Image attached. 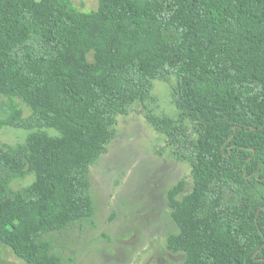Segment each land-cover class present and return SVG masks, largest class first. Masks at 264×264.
<instances>
[{"label":"trees","instance_id":"trees-1","mask_svg":"<svg viewBox=\"0 0 264 264\" xmlns=\"http://www.w3.org/2000/svg\"><path fill=\"white\" fill-rule=\"evenodd\" d=\"M170 79L177 118L149 119L193 186L166 193L167 248L181 264H264V0H0V122L28 130L0 142V245L63 264L46 234L92 216L89 169L117 117Z\"/></svg>","mask_w":264,"mask_h":264},{"label":"rangeland","instance_id":"rangeland-1","mask_svg":"<svg viewBox=\"0 0 264 264\" xmlns=\"http://www.w3.org/2000/svg\"><path fill=\"white\" fill-rule=\"evenodd\" d=\"M79 10L97 8L98 0H71ZM173 80H154L143 99L137 98L128 112L119 115L115 136L108 149L89 169L93 213L63 230L46 234L50 250L63 264H181L183 252L166 246L169 234L177 232L170 217L166 193L183 179V192L192 189L190 165L180 158L168 136L149 116L176 119ZM18 101V100H17ZM23 116L29 108L19 102ZM6 98L0 96V121L7 116ZM181 126L191 130L187 121ZM50 132H55L49 129ZM28 130L0 122V142L24 141ZM31 176L12 183H29ZM0 264H26L5 245H0Z\"/></svg>","mask_w":264,"mask_h":264}]
</instances>
